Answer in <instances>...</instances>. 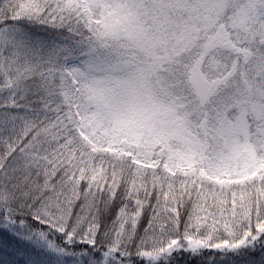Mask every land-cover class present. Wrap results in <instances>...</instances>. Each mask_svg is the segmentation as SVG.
Wrapping results in <instances>:
<instances>
[{
	"label": "snow or ice",
	"instance_id": "snow-or-ice-1",
	"mask_svg": "<svg viewBox=\"0 0 264 264\" xmlns=\"http://www.w3.org/2000/svg\"><path fill=\"white\" fill-rule=\"evenodd\" d=\"M0 229L264 264V0H0Z\"/></svg>",
	"mask_w": 264,
	"mask_h": 264
},
{
	"label": "rangeland",
	"instance_id": "rangeland-1",
	"mask_svg": "<svg viewBox=\"0 0 264 264\" xmlns=\"http://www.w3.org/2000/svg\"><path fill=\"white\" fill-rule=\"evenodd\" d=\"M6 229H0V233ZM20 236L8 232L7 236H0V260H7L9 255L29 262V264H50L51 256L43 245L37 241L24 238L22 230Z\"/></svg>",
	"mask_w": 264,
	"mask_h": 264
},
{
	"label": "trees",
	"instance_id": "trees-1",
	"mask_svg": "<svg viewBox=\"0 0 264 264\" xmlns=\"http://www.w3.org/2000/svg\"><path fill=\"white\" fill-rule=\"evenodd\" d=\"M37 35L44 36L45 38L47 37V34L44 32H37ZM15 256V255H14ZM12 255H9L7 257V260H0V264H29V262L21 260L17 257H14Z\"/></svg>",
	"mask_w": 264,
	"mask_h": 264
}]
</instances>
